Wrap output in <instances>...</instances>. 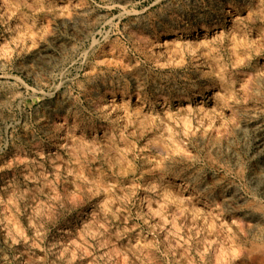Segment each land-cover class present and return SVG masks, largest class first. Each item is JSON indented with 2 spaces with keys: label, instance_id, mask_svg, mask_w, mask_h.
Listing matches in <instances>:
<instances>
[{
  "label": "rangeland",
  "instance_id": "1",
  "mask_svg": "<svg viewBox=\"0 0 264 264\" xmlns=\"http://www.w3.org/2000/svg\"><path fill=\"white\" fill-rule=\"evenodd\" d=\"M0 264H264V0H0Z\"/></svg>",
  "mask_w": 264,
  "mask_h": 264
}]
</instances>
